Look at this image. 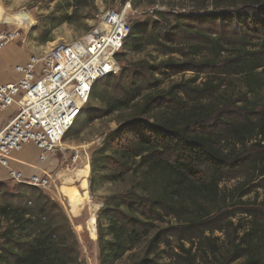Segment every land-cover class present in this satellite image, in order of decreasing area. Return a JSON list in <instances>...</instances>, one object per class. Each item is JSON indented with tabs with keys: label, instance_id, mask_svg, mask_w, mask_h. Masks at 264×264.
I'll return each mask as SVG.
<instances>
[{
	"label": "trees",
	"instance_id": "16d2710c",
	"mask_svg": "<svg viewBox=\"0 0 264 264\" xmlns=\"http://www.w3.org/2000/svg\"><path fill=\"white\" fill-rule=\"evenodd\" d=\"M160 1L164 9L131 23L116 59L153 45L184 60L143 58L120 69L118 95L104 96L99 81L90 94L104 108L88 124L127 115L93 157L92 177L132 180L99 211V264H264V0ZM206 52L217 60L197 62ZM227 76L241 80V94H218ZM18 187L0 183V264H83L61 207Z\"/></svg>",
	"mask_w": 264,
	"mask_h": 264
},
{
	"label": "rangeland",
	"instance_id": "374dc122",
	"mask_svg": "<svg viewBox=\"0 0 264 264\" xmlns=\"http://www.w3.org/2000/svg\"><path fill=\"white\" fill-rule=\"evenodd\" d=\"M179 1L181 0L171 2H174L175 5ZM191 1L185 0L184 4L190 5ZM152 2L95 0V10L82 11L74 7H67L68 4H71L68 0H0V30L23 28L22 38L7 47V49L15 48L19 51L12 59L16 61L17 53L30 56L31 54H39L44 48L57 42L74 43L83 39L100 23V19L110 11L124 13L127 25L130 27L132 22L142 21L147 15H151L153 10L165 8L162 7L163 2L160 0H152ZM169 4L172 5V3ZM179 5L181 4L179 3ZM68 17L73 19L71 24L65 22ZM28 20L32 22L30 26H27ZM207 28H202V32L209 35L210 32ZM223 30L222 36H228V28H223ZM46 38L51 39L52 42L46 43ZM121 52L119 54H122ZM204 55L206 59L198 57L197 62L217 60L209 52ZM143 58L154 64L168 58H173L175 61L184 60L180 55L164 56L153 45L146 47L144 54H129L125 59L119 60L115 57L116 69L112 75L108 74L99 80V91L106 97L118 95L114 90V83L120 74V69ZM185 77V79L196 80V78H193L195 76L192 73L186 74ZM180 78L181 76L175 77L174 80H180ZM208 78H214V75L211 73L202 75L196 85L204 83L203 81ZM241 91H243L241 80L227 76L225 82L219 85L218 94L233 96L237 93L241 94ZM260 97L264 98V88L260 92ZM103 108L104 104L101 99L89 98L88 104L78 114L73 127L69 130V136L63 140L58 151L51 155L56 158L57 162V166L54 170H51L52 173L42 169L33 174L48 179L47 187L40 190L56 202L68 216L77 236L80 259L83 264H99L97 218L106 199L125 193L132 184V180L129 178L125 182L113 183L104 182L102 177L98 175L92 177L91 162L93 157L105 137L122 125L127 116L115 113L88 124V120L97 114L96 110ZM27 146H33L37 149L32 144ZM18 154L14 153L13 157ZM75 157L79 158L77 164L74 165L75 167H72L73 158ZM0 168L2 167L0 166ZM12 168L14 167L12 166ZM92 178L95 181L93 185L91 184ZM2 183L6 184V190L8 191L18 190L19 188L18 184L10 180ZM137 253L140 254L139 251ZM129 263L130 258L126 257L118 264Z\"/></svg>",
	"mask_w": 264,
	"mask_h": 264
},
{
	"label": "built area",
	"instance_id": "2783aa9c",
	"mask_svg": "<svg viewBox=\"0 0 264 264\" xmlns=\"http://www.w3.org/2000/svg\"><path fill=\"white\" fill-rule=\"evenodd\" d=\"M27 26H29L27 24ZM23 28L0 30V51L23 36ZM129 33L124 13L110 11L83 39L74 43L57 42L14 70L18 79L0 83V111L15 109L13 118L0 129V166L8 180L45 189L48 179L26 176L11 167L13 154L29 144L38 149L44 163L56 153L66 134L88 104L96 82L115 71V57ZM79 157L73 158V165Z\"/></svg>",
	"mask_w": 264,
	"mask_h": 264
},
{
	"label": "crops",
	"instance_id": "0c3cea01",
	"mask_svg": "<svg viewBox=\"0 0 264 264\" xmlns=\"http://www.w3.org/2000/svg\"><path fill=\"white\" fill-rule=\"evenodd\" d=\"M19 52L15 48L4 49L0 51V83H11L18 79L14 68L27 62L29 56L17 53L16 61H13V56ZM13 61V62H11ZM15 109H9L6 112L0 111V129L3 128L14 116ZM17 160L15 161L14 160ZM19 161V162H18ZM20 164V165H19ZM17 169L27 176H33L37 170H47L51 172L57 166L56 158L51 156L45 164L39 163L38 151L33 146L24 147L23 151L13 157V164L11 167ZM52 173V172H51ZM7 180V170L0 168V183Z\"/></svg>",
	"mask_w": 264,
	"mask_h": 264
},
{
	"label": "bare ground",
	"instance_id": "6f19581e",
	"mask_svg": "<svg viewBox=\"0 0 264 264\" xmlns=\"http://www.w3.org/2000/svg\"><path fill=\"white\" fill-rule=\"evenodd\" d=\"M27 24L30 26L32 24V22H30V20H28ZM52 46V45H51Z\"/></svg>",
	"mask_w": 264,
	"mask_h": 264
}]
</instances>
